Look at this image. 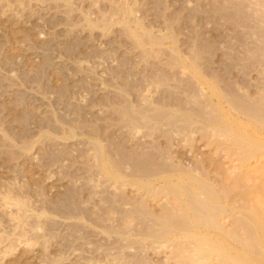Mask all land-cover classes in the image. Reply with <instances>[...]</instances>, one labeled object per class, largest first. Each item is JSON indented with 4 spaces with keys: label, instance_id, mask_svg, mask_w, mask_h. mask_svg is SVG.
Listing matches in <instances>:
<instances>
[{
    "label": "rangeland",
    "instance_id": "obj_1",
    "mask_svg": "<svg viewBox=\"0 0 264 264\" xmlns=\"http://www.w3.org/2000/svg\"><path fill=\"white\" fill-rule=\"evenodd\" d=\"M264 0H0V264H264Z\"/></svg>",
    "mask_w": 264,
    "mask_h": 264
},
{
    "label": "bare ground",
    "instance_id": "obj_2",
    "mask_svg": "<svg viewBox=\"0 0 264 264\" xmlns=\"http://www.w3.org/2000/svg\"><path fill=\"white\" fill-rule=\"evenodd\" d=\"M264 122V121H263Z\"/></svg>",
    "mask_w": 264,
    "mask_h": 264
}]
</instances>
